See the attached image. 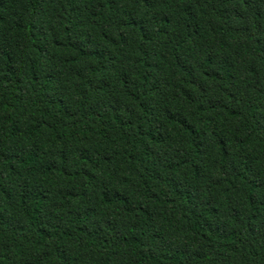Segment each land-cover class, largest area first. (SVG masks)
<instances>
[{"label": "trees", "instance_id": "1", "mask_svg": "<svg viewBox=\"0 0 264 264\" xmlns=\"http://www.w3.org/2000/svg\"><path fill=\"white\" fill-rule=\"evenodd\" d=\"M0 264H264V0H0Z\"/></svg>", "mask_w": 264, "mask_h": 264}]
</instances>
